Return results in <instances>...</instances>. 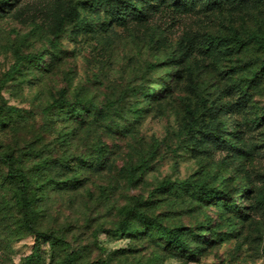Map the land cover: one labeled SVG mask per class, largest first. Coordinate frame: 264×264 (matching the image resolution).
<instances>
[{
    "label": "rangeland",
    "instance_id": "obj_1",
    "mask_svg": "<svg viewBox=\"0 0 264 264\" xmlns=\"http://www.w3.org/2000/svg\"><path fill=\"white\" fill-rule=\"evenodd\" d=\"M130 3L0 0V264H264V0Z\"/></svg>",
    "mask_w": 264,
    "mask_h": 264
},
{
    "label": "trees",
    "instance_id": "obj_2",
    "mask_svg": "<svg viewBox=\"0 0 264 264\" xmlns=\"http://www.w3.org/2000/svg\"><path fill=\"white\" fill-rule=\"evenodd\" d=\"M146 3L145 7L139 6L137 4H129V6L127 7L128 10L132 9L135 13H139V12H143L146 10V8H149L150 6L155 4V0H142ZM180 4V3H179ZM175 7L178 8V3H175ZM120 14H125V16L127 15V13H120ZM119 16V14H118ZM251 40H254L255 42L259 43L260 45L264 46V38L260 37V36H252ZM11 110H13V112H16L18 109L16 107H10ZM72 111L74 114H76V116H80V117H84V113L88 112V107H81V108H77L75 106H71ZM3 160L6 162L7 167H8V174L9 176L13 177L14 179H16L19 183V192H20V200L22 203V209L24 211V215H25V222L27 224V226L33 230V222H32V217H31V210H32V203L31 201L28 199V195H29V191H30V180L29 177L27 175V173L22 170L19 169L15 166V158L12 155H6L3 157ZM142 218L144 219L146 225L148 227H157L160 230H162L163 234L167 235L170 242H173V244L176 247H187V241L182 238L177 231H172V230H167L164 228L159 227L158 222L148 216V215H142ZM126 231V229H124ZM37 237H36V243H35V252L26 259V261L23 264H31L32 260L34 258V255L39 254L40 252V240L42 237V232L37 231L36 232ZM54 241H57L58 239L53 238ZM66 263L67 264H79L74 257L73 253H69L66 257ZM99 264H110L107 261H100Z\"/></svg>",
    "mask_w": 264,
    "mask_h": 264
}]
</instances>
